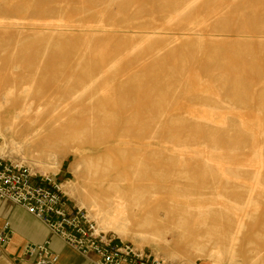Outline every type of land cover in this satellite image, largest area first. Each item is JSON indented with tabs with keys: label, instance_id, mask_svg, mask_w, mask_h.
<instances>
[{
	"label": "bare ground",
	"instance_id": "obj_1",
	"mask_svg": "<svg viewBox=\"0 0 264 264\" xmlns=\"http://www.w3.org/2000/svg\"><path fill=\"white\" fill-rule=\"evenodd\" d=\"M78 1L46 0L33 6L29 0H0V153L22 156L34 148L39 155L33 164L48 175L59 171V146L71 144L73 155L85 164L83 175L76 178H82L86 186L71 181L63 184L62 190L70 199H82L81 208L87 210L100 232L114 234L122 241L129 236L140 242L158 241L164 239L159 230L150 233L142 229L154 223L168 224L180 232L178 244L197 247L204 264H264V229L254 226L259 197L264 194L259 151L252 154L257 166L248 181L234 187L244 195L242 201L217 194L215 202L197 212L174 214L179 204L158 195L156 164L138 158L139 147L119 150L120 156L131 153L129 178L115 171L110 143L141 139L150 129L144 117L158 126L166 117L162 108L168 103L162 106V102H169V96L173 100L184 95H179L182 90L178 92L183 85L172 89L171 82L177 76L174 78L172 69V73L165 72L169 61L165 53L180 43L185 45L179 52L203 51L205 38H211L210 42L223 38L186 27L177 36L171 34L172 25L190 17L203 0H159L156 11L153 6L145 10L138 0ZM120 15L124 18L119 19ZM143 16L168 19L160 25L155 19L133 20ZM238 38L264 40V36ZM110 45L116 49L108 50ZM19 48L33 50L32 55L18 54ZM162 56L164 60H158ZM147 77L155 80L147 89L136 84ZM164 84V91L155 97L154 92ZM205 97L201 100L211 96ZM145 103L147 109H141ZM168 105L165 109L172 107ZM170 111L169 116L178 114ZM182 119H186L184 115ZM79 166L72 163L73 173ZM134 208L139 210L138 216L133 215ZM162 210L163 219L158 215Z\"/></svg>",
	"mask_w": 264,
	"mask_h": 264
},
{
	"label": "rangeland",
	"instance_id": "obj_2",
	"mask_svg": "<svg viewBox=\"0 0 264 264\" xmlns=\"http://www.w3.org/2000/svg\"><path fill=\"white\" fill-rule=\"evenodd\" d=\"M41 1L45 2L46 0H29L33 6ZM124 1L128 2L129 0ZM138 1L143 2L145 10L146 8L150 9L151 6L154 11L157 10L156 3L159 0ZM77 3L76 5H78ZM196 8L186 20L178 21L172 25L171 34L177 36L186 27L203 35H222L223 38L219 39V42H210L211 38H205L207 42L203 51L188 50L186 52L183 50L179 52L177 50L180 46L185 45V43H180L165 53L169 54L165 72L168 73L169 69H172L174 78L177 76L176 79L173 78L175 82L170 81L171 84L174 83L172 89L183 85L182 89L179 87L176 89L178 92L182 90L179 95L187 94V97L185 98L186 95H183L180 98L181 95H176L175 100L180 98L176 102L169 96L166 99L169 102H162L161 105L168 103V107L172 106L167 107L169 111L173 110L178 114L173 115V111H170L172 115L169 116L168 109H165L167 105L163 106L162 109L165 110L166 117L159 120L158 126L154 127L149 118L144 117L150 129L141 139L131 140L128 138L123 141L113 140L110 143L114 146L115 171L126 174L127 178L130 176L131 153L127 151L124 153L125 156H120V148L127 150L139 147L138 158L143 162L149 161L156 164L158 195L163 199H172L177 205L179 204V209L173 210L174 214L189 210L192 212L204 211L209 203L215 202L217 194L233 201H242L244 195L234 187L242 182H247L251 171L257 166L252 155L255 151H259L263 157L264 177V40L259 42L255 38H238L239 35L264 36V0H203ZM115 11L116 9H114ZM148 12L150 11L144 13ZM29 16L35 17L33 14ZM168 16L164 18L161 16L134 17L133 20L155 19L160 25L162 20L168 19ZM171 16L172 14L169 17ZM74 18L77 19L76 16ZM122 18L124 16L120 15L119 19ZM106 48L115 50L116 46L110 45ZM32 52L31 49L19 48L17 53L32 55ZM51 52L53 53L54 50H50L49 53ZM209 57L212 58L210 62ZM158 60H164V57L162 56ZM182 75H186L185 79L182 78ZM178 77L180 78L177 79ZM176 81L177 86H175ZM153 82H155L154 79L147 77L144 82L141 79L136 84H142V88L147 89ZM164 87L165 84L161 85L159 89L156 88L154 96H160ZM183 87L185 88L183 89ZM187 88L189 93L185 91ZM197 94L200 97H198L199 101H196L198 98H195ZM202 95L206 96L205 98L213 97V101L217 99L214 104L216 105L218 102V106H214L209 97L208 101L205 98V100H201V97H204ZM171 100L174 104L170 103ZM219 104L221 105L219 106ZM207 105H211V107ZM141 109H147V104L145 103ZM184 111L190 113L180 114ZM183 115L186 119H182ZM150 134H153L152 139L148 140ZM7 137L9 139L10 135ZM0 142L2 145L1 139ZM136 144L137 146H135ZM59 148L60 150L57 152L59 171L57 173L49 172L46 176L54 178L62 186L71 181L86 186L82 178L80 180L76 178V175H83L85 164L73 155L74 146L69 144L64 147L59 146ZM38 155L39 153L34 148H30L22 156L15 154L6 156H9L12 161L32 166L35 172L44 175L41 169L32 162L38 158ZM72 163L80 165L75 173L71 169ZM67 198L72 206L81 208L82 199L78 197L70 199L68 196ZM259 198L260 209L255 216L256 224L254 226L257 229H264V194ZM132 213L137 216L140 214L139 210L135 208ZM158 215H161L160 217L163 219V210ZM175 217L177 218V216ZM158 224L154 223L142 231L152 233L159 230L163 240L140 242L133 236H129L124 241L157 258L164 259L170 264H188L189 261H194L196 264L205 263L196 250V246L178 244L179 231L172 230L168 224Z\"/></svg>",
	"mask_w": 264,
	"mask_h": 264
},
{
	"label": "built area",
	"instance_id": "obj_3",
	"mask_svg": "<svg viewBox=\"0 0 264 264\" xmlns=\"http://www.w3.org/2000/svg\"><path fill=\"white\" fill-rule=\"evenodd\" d=\"M0 200L9 201L33 216L51 235L86 258L88 264H170L114 234L100 232L86 210L71 205L61 183L1 153ZM10 228L9 223L0 228V249L10 242ZM23 255L40 262L58 261L49 241L26 246Z\"/></svg>",
	"mask_w": 264,
	"mask_h": 264
},
{
	"label": "crops",
	"instance_id": "obj_4",
	"mask_svg": "<svg viewBox=\"0 0 264 264\" xmlns=\"http://www.w3.org/2000/svg\"><path fill=\"white\" fill-rule=\"evenodd\" d=\"M9 223L10 242L0 249V264H88L86 258L78 256L60 239L50 234L48 229L33 216L9 201L0 200V228ZM50 242V250L58 261L44 262L36 258L29 259L23 255L26 246Z\"/></svg>",
	"mask_w": 264,
	"mask_h": 264
}]
</instances>
